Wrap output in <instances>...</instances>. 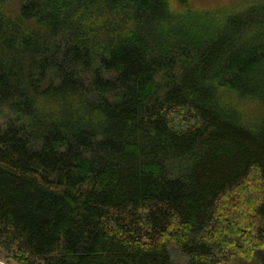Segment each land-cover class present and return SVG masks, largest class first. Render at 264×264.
Returning <instances> with one entry per match:
<instances>
[{
    "label": "trees",
    "instance_id": "1",
    "mask_svg": "<svg viewBox=\"0 0 264 264\" xmlns=\"http://www.w3.org/2000/svg\"><path fill=\"white\" fill-rule=\"evenodd\" d=\"M0 261L264 264V0H0Z\"/></svg>",
    "mask_w": 264,
    "mask_h": 264
},
{
    "label": "rangeland",
    "instance_id": "2",
    "mask_svg": "<svg viewBox=\"0 0 264 264\" xmlns=\"http://www.w3.org/2000/svg\"><path fill=\"white\" fill-rule=\"evenodd\" d=\"M10 116V112L6 107L0 109V125H3L6 121V117ZM168 251L170 253L171 258L177 264H185L187 262V257L182 254L174 245L170 244L168 246ZM0 264H15V263H6L4 261H0Z\"/></svg>",
    "mask_w": 264,
    "mask_h": 264
}]
</instances>
